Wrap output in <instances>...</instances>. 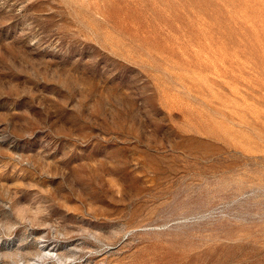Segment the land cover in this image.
I'll return each instance as SVG.
<instances>
[{"label":"rangeland","instance_id":"1","mask_svg":"<svg viewBox=\"0 0 264 264\" xmlns=\"http://www.w3.org/2000/svg\"><path fill=\"white\" fill-rule=\"evenodd\" d=\"M0 264H264V0H0Z\"/></svg>","mask_w":264,"mask_h":264}]
</instances>
